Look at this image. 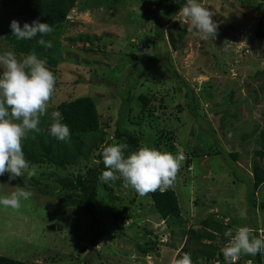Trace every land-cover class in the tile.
I'll return each mask as SVG.
<instances>
[{"label": "rangeland", "instance_id": "obj_1", "mask_svg": "<svg viewBox=\"0 0 264 264\" xmlns=\"http://www.w3.org/2000/svg\"><path fill=\"white\" fill-rule=\"evenodd\" d=\"M77 1L57 37L59 60L52 68L56 83L49 108L88 95L110 143H122L113 137L121 97L136 72L143 71L123 110L122 126L138 135L141 144L184 155L170 188L177 195L185 228L198 229L201 220L215 213V218L233 223L231 230L259 227V237L264 230V182L254 194L251 165L256 160L264 168V159L254 155V150L264 148L259 142L264 134L260 90L264 74L256 75L264 70V38L259 43L256 37L258 21L264 22V1L199 0L217 25L215 38L207 40L189 32L182 21L179 10L185 0ZM168 6H174L176 13L165 22ZM0 17L8 24L13 19L21 26L27 22L3 10ZM173 22L185 30L177 49L165 32ZM157 25L164 31L162 41L156 39ZM172 30L176 37V28ZM84 35L92 41H83ZM5 50L10 47L1 33L0 54ZM187 89L192 92L189 96H196L194 112L186 105ZM140 94L150 97L152 109L142 108ZM170 133L181 136L179 142ZM96 162L91 159L88 164ZM30 168L36 173L32 177L25 173L9 181L5 173L0 178V197L17 188L32 193L21 199L19 209L0 205V255L29 264H171L184 244L178 228L171 235L149 194L140 196L131 187L124 188L122 178L110 183V192L99 185L91 214L31 188L39 181L53 183L57 191L60 185L55 180L84 174V163L64 170L47 164ZM95 232L97 242L91 247ZM149 239L158 241L157 249L146 254L141 247ZM262 254L264 260V250Z\"/></svg>", "mask_w": 264, "mask_h": 264}, {"label": "trees", "instance_id": "obj_2", "mask_svg": "<svg viewBox=\"0 0 264 264\" xmlns=\"http://www.w3.org/2000/svg\"><path fill=\"white\" fill-rule=\"evenodd\" d=\"M260 1L263 2L264 0ZM77 2V0H0V10L9 12L15 16L23 17L28 23H32L35 19L49 23L53 27V31L44 36L43 39L52 42L51 48L43 47L37 43V40L41 38L39 35L31 40H17L16 37L11 34L10 24L2 20L1 17L0 34H4L5 39L8 40L10 50L18 54H28L35 51L38 57L46 60L48 67L54 73V69L52 68L56 66L59 60V53L57 52L59 43L57 37L68 19L67 16L69 12L75 7ZM167 8L165 22L170 21L171 16L176 13L174 6H168ZM262 17H264V9ZM173 28L177 30L176 37L172 30ZM165 32L171 47L177 49V42L183 37L185 30L180 28L176 22H173L171 26H168ZM155 34L158 41L165 39L164 31L160 25H157ZM256 37L259 43L264 38V22L262 19L258 21ZM82 40L87 42L92 41V38L88 35H84ZM167 52L168 51H166V53ZM168 62L169 61L164 62L166 67L170 66ZM170 69L175 77L179 78L174 68L170 67ZM142 72L143 71L139 73L136 72L137 75L132 77L126 84L127 92L126 95L121 97V106L118 110V116L115 122L116 125L113 132V137L116 140L122 141V143L128 145V150L125 153L126 155L128 151L137 150L141 144V138L138 135L131 133L122 126V113L124 108L129 105L131 92L138 84L142 75L140 73ZM257 74H260L261 77L262 74H264V70L257 72L256 75ZM260 90L264 91V82L260 85ZM189 92L191 91L188 90L185 92V96L188 98L186 105L189 111L194 112L197 107L196 96L193 94L189 96ZM139 101H141L142 108L152 109V101L147 94H140ZM52 111L61 112L62 122L68 125L71 135L67 141H59L49 134L48 128L51 123L50 113ZM155 112L158 115L159 111L157 110ZM177 120L184 122L181 116H178ZM39 127L41 128L39 133H30L29 138L22 142L23 151L30 167L32 165L47 164L54 168L64 170L69 166L84 163L85 173H77L75 175L57 178L55 181L60 185L57 191L53 183L52 185L48 183L41 184L39 181H35L31 188L42 195H54L56 200L62 201L66 206L76 208L82 212H93L97 202L99 185L108 189L109 192L112 189L110 186L112 182L104 184L98 179L105 170L102 155L100 154V146L106 140L110 143V140L107 138L108 133L106 129L100 124V114L94 99L85 95L60 102L55 107L53 106L48 109V115L41 117ZM173 131L174 130H172V132ZM212 131H214L213 128L211 132ZM170 135H172L171 137L174 141L179 142L178 137L181 138V136L175 133H170ZM259 142L264 143V134L261 135V140ZM233 153L236 155V152ZM189 155L193 156L194 153L191 152ZM254 155H257L259 159H264V148L254 150ZM91 159H96L100 161V163L96 162L97 164L90 165L88 161ZM189 160L190 159L186 160V163H188ZM251 176L253 193L255 194L259 186L264 182V168L260 165L259 161L254 160L252 162ZM0 178H2V176H0ZM18 183L23 184L22 181H18ZM51 187L53 189L52 193L50 190ZM149 196L152 200V206L155 212L160 216L161 220L166 223L171 235H174L175 228H178L181 232V236L184 237V244L178 249L177 253H189L193 264H226L220 249L228 239L224 236V233L225 231L233 229V223H225L220 218H215V213H210L201 220L198 229H186L177 195L172 188H168L164 192L157 190L154 193H149ZM92 223L94 224L93 227H95V220H92ZM258 228L252 230L254 236H257ZM261 234H264V230ZM97 238L98 233L95 232L90 239L91 247L96 245ZM157 243L158 241L149 239L146 245L141 247V251L146 254L154 251L157 249ZM262 255V251L255 256L241 255L237 258L235 264H246L247 262L252 264H263L264 260L262 259ZM0 264L29 263L24 260L0 255Z\"/></svg>", "mask_w": 264, "mask_h": 264}, {"label": "clouds", "instance_id": "obj_3", "mask_svg": "<svg viewBox=\"0 0 264 264\" xmlns=\"http://www.w3.org/2000/svg\"><path fill=\"white\" fill-rule=\"evenodd\" d=\"M179 12L189 32H197L204 40L215 38L217 25L212 20L213 13L199 0H185ZM9 26L17 40H31L39 35V45L52 47L50 40L43 39L53 31L47 22L35 19L21 26L13 19ZM149 54L154 53L149 51ZM55 83L56 77L46 60L38 57L35 51L19 58L12 50L0 54V176L7 173L9 181L23 177L25 173L29 177L36 174L25 157L22 142L30 133L41 131V117L48 115ZM50 120L49 134L59 141H67L71 133L68 125L62 122L61 112L52 111ZM100 149L105 170L98 177L99 181L108 184L122 178L123 187H131L140 196L170 188L185 159L183 154L174 156L167 150L161 151L147 144L128 151L127 155L128 145L125 143H108L106 140ZM31 196V191L17 188L0 197V205L19 209L21 199L27 200ZM224 236L228 239L220 251L226 264H235L241 255L255 256L264 250V234L254 236L247 226L225 231ZM171 264H193V261L189 253L183 252L177 253Z\"/></svg>", "mask_w": 264, "mask_h": 264}, {"label": "water", "instance_id": "obj_4", "mask_svg": "<svg viewBox=\"0 0 264 264\" xmlns=\"http://www.w3.org/2000/svg\"><path fill=\"white\" fill-rule=\"evenodd\" d=\"M262 208L264 209V205H262ZM93 214V213H92ZM95 220V222H96V219H94Z\"/></svg>", "mask_w": 264, "mask_h": 264}]
</instances>
